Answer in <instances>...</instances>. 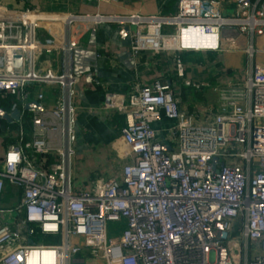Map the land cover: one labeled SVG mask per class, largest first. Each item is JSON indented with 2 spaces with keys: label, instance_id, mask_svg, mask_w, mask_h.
Segmentation results:
<instances>
[{
  "label": "built area",
  "instance_id": "1",
  "mask_svg": "<svg viewBox=\"0 0 264 264\" xmlns=\"http://www.w3.org/2000/svg\"><path fill=\"white\" fill-rule=\"evenodd\" d=\"M225 2L233 5L229 14L221 12ZM99 21L135 26L132 55L217 50L221 37H233L232 26L250 38L262 33L264 1L177 0L172 12L123 15L0 1V99L8 111L1 109L7 116L17 110L19 118L18 97L31 125L26 149L10 141L0 157V199L5 185L19 190L8 222L0 203V264H264L262 63L216 86L215 110L194 114L179 108L177 90L159 76L126 93L105 92L101 109L125 116L119 141L126 162L119 179L94 178L88 190L72 186L69 53L83 23ZM244 49L248 57L255 51L251 42ZM40 85L53 86L51 107L40 104V91L30 99ZM161 118L173 122L165 136L173 145L157 137L153 124ZM0 136H11L1 121ZM107 222L120 223L114 237H106ZM55 235L57 243L43 241Z\"/></svg>",
  "mask_w": 264,
  "mask_h": 264
},
{
  "label": "crops",
  "instance_id": "2",
  "mask_svg": "<svg viewBox=\"0 0 264 264\" xmlns=\"http://www.w3.org/2000/svg\"><path fill=\"white\" fill-rule=\"evenodd\" d=\"M14 7L30 6L42 10L76 13H103L123 15L131 12L150 14L156 11L172 12L177 0H0ZM264 1V0H263ZM233 11L231 3H222L221 12ZM135 26L129 22L99 21L83 23L79 34V43L69 53V66L75 77L73 84V106L71 116L74 134L73 157L70 164L71 184L80 190H88L91 181L97 177H115L119 179L125 158L121 157L120 129L125 124V116L114 110L101 109L105 92L126 93L134 84L147 83L152 77L159 76L169 80L177 90L178 106L189 114L217 107L216 86L226 80L240 79L249 64H264V29L251 38L237 26H232L233 37L220 38V49L206 51L205 58L199 53L183 50L173 52H153L145 49L136 55L129 51L130 34ZM193 38V44H197ZM255 49L248 57L244 47L250 43ZM197 52V51H195ZM198 60H197V59ZM200 58V59H199ZM199 61V63H198ZM202 64V65H200ZM224 67L233 68L232 74ZM187 81V82H184ZM211 84L215 99L204 89ZM42 93L40 104L51 107L54 104L53 86H34L30 99L35 93ZM15 99V97H14ZM17 107L21 113L25 110L17 97ZM2 101V100H0ZM3 104L0 108L8 111ZM20 106V107H19ZM28 112V111H25ZM29 113V112H28ZM30 116V113H29ZM29 116L22 119L5 121L15 123L10 139L0 136V157L10 141L21 143L26 149L29 142L31 125ZM1 121V120H0ZM172 121L161 118L153 124L157 137L164 145H173L165 140ZM167 146H165L166 148ZM19 201V190L4 186Z\"/></svg>",
  "mask_w": 264,
  "mask_h": 264
},
{
  "label": "rangeland",
  "instance_id": "3",
  "mask_svg": "<svg viewBox=\"0 0 264 264\" xmlns=\"http://www.w3.org/2000/svg\"><path fill=\"white\" fill-rule=\"evenodd\" d=\"M221 38H224V37H221ZM195 51H197V52H195ZM198 51L199 50H194V51H189V52H194V53H197L198 54L199 53ZM203 52H204V54L201 56V58H205V55H206L205 52L206 51H203ZM198 63H199V61H198ZM200 65H202V64H200ZM223 69H225L226 71H228V73H230V74L234 73L233 72V68L224 67ZM246 72H247V69L244 71V74ZM211 89H212L211 88V84H208L204 90L208 94H210L212 100H214L215 99V95L213 93L214 91L211 90ZM1 102L3 104V107L6 109V106H5L7 104L6 100H2ZM21 116H22V119L24 120L25 117L29 116V113L28 112H24V113H22ZM1 125H2V127L4 129H9L10 130V129L13 128V126L15 125V123H9V122L1 119ZM4 148H5V145H4ZM0 203H1L3 221L4 222H8L11 219V217L13 216L12 211H15V209H17L18 204L14 200L13 194L8 189H6L5 191L2 192L1 199H0ZM17 216L19 218L21 216V212L18 213ZM8 224L10 225V223H8ZM118 226H120V223L119 222H107V224H106V237H114L115 235H117L118 234V229H117ZM93 262L95 264H103V261L101 259L100 260H97V261L96 260L95 261L93 260ZM89 264H91V263H89Z\"/></svg>",
  "mask_w": 264,
  "mask_h": 264
},
{
  "label": "water",
  "instance_id": "4",
  "mask_svg": "<svg viewBox=\"0 0 264 264\" xmlns=\"http://www.w3.org/2000/svg\"><path fill=\"white\" fill-rule=\"evenodd\" d=\"M18 60H19V56L18 55H15L14 56V63H18ZM3 110L0 108V115L3 119L9 121V120H17L18 119V111L17 110H14L13 112H11L9 114V116H7L5 113H2Z\"/></svg>",
  "mask_w": 264,
  "mask_h": 264
},
{
  "label": "trees",
  "instance_id": "5",
  "mask_svg": "<svg viewBox=\"0 0 264 264\" xmlns=\"http://www.w3.org/2000/svg\"><path fill=\"white\" fill-rule=\"evenodd\" d=\"M1 100V99H0ZM3 100H6V99H3ZM7 102V101H6ZM0 104H2V102L0 101ZM38 235H35V237L33 239H35ZM58 236L55 235V236H45L43 241L44 242H48V243H57L58 242ZM34 241V240H33Z\"/></svg>",
  "mask_w": 264,
  "mask_h": 264
},
{
  "label": "bare ground",
  "instance_id": "6",
  "mask_svg": "<svg viewBox=\"0 0 264 264\" xmlns=\"http://www.w3.org/2000/svg\"><path fill=\"white\" fill-rule=\"evenodd\" d=\"M196 38H198L199 39V37H195V39ZM174 42H172L171 44H173ZM38 256H39V254L37 255V259H38ZM35 261V256H33V257H31L30 259H29V262H34Z\"/></svg>",
  "mask_w": 264,
  "mask_h": 264
}]
</instances>
